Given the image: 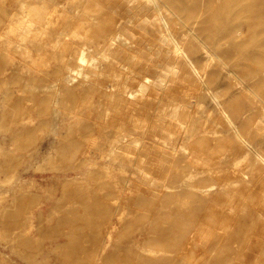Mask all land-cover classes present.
Wrapping results in <instances>:
<instances>
[{
	"label": "rangeland",
	"instance_id": "374dc122",
	"mask_svg": "<svg viewBox=\"0 0 264 264\" xmlns=\"http://www.w3.org/2000/svg\"><path fill=\"white\" fill-rule=\"evenodd\" d=\"M37 1L46 12L40 29L19 26L26 18L18 0L0 4V264H148L149 250L172 233L166 228L183 226L194 228L197 246L196 258L181 264H264V167L234 134L264 155V0ZM109 30H123L132 43L90 38ZM14 40L23 44L20 53ZM82 47L100 64L84 69L98 71L89 79L100 85L77 88L85 99L64 85L56 94L34 85L56 80L57 64ZM107 48H120L116 61L98 54ZM169 66L167 82L156 83ZM143 86L149 100L103 119L113 91ZM170 103L180 121L211 135L197 140L193 157H170L166 145L193 138L176 121L160 122ZM71 105L82 118L73 128ZM161 124L175 136L158 130ZM117 132L144 138L147 174L118 167L120 158L108 155L105 145L122 142ZM105 163L117 168L105 171ZM195 184L221 190L195 195ZM105 230L111 237L102 249Z\"/></svg>",
	"mask_w": 264,
	"mask_h": 264
},
{
	"label": "bare ground",
	"instance_id": "6f19581e",
	"mask_svg": "<svg viewBox=\"0 0 264 264\" xmlns=\"http://www.w3.org/2000/svg\"><path fill=\"white\" fill-rule=\"evenodd\" d=\"M147 1H154V0H147ZM2 3V0H0V4ZM18 8L24 13L25 15V22L23 24H19V26H22L23 30H27L30 26H33L34 28H43L44 26H39L45 19V10H44V2L43 1H37V0H18ZM92 7V5H89V9ZM264 8V7H262ZM261 8V9H262ZM162 20V19H160ZM46 21V20H45ZM163 26H167L164 22L162 23ZM19 28V27H18ZM17 28V29H18ZM161 35L167 36L168 40L172 43L173 45V52L175 55L182 56L184 57V52L179 43L172 37V35L169 34V32L163 33L161 29L158 30ZM57 38L59 35H55ZM102 38V40L106 41L109 43V45H112L115 43L117 39H121L123 41L122 43H128L131 44L132 41L130 38L125 34L123 30H109L108 32H95L92 34L90 37L91 39H99ZM58 40V39H57ZM14 48H16V52L20 53V51L23 48V44H20L18 41L14 40L11 42ZM43 47V44L41 43V46ZM93 50V49H92ZM120 48H117L115 50H111L110 48L104 49V50H99L98 54L102 56L104 60H113L116 61V55L119 53ZM88 47H82L80 48L76 54H72L68 61H66L63 64L59 65L57 64L56 66V71L58 72V77L56 80L52 81H46V82H38L37 84H34L38 86V88L41 89L42 92H46L49 88H57L55 90H52L54 94L59 93V88H61L62 85L66 87L67 89L75 92V93H83L84 91L81 89L80 91L77 90V88H83L84 84H88V86L91 87H100V85L96 82L90 81V77L93 75L97 74L95 71L96 69H99V61L95 59V57H92V55H89L87 53ZM57 57H61L59 54H57ZM56 57V58H57ZM189 63V61H187ZM42 65H45L44 63ZM41 64H39V67ZM124 70H129L131 71V68L127 65H121ZM86 67H90L95 69L94 71H85L84 69ZM62 69L64 70L62 72ZM173 66L165 67L160 69V73L156 76L154 81L159 84H165L168 80V77L170 76L172 72ZM38 71L44 72L41 68H39ZM50 73V71L46 72V76ZM128 77V75H127ZM35 79H40L41 77L34 76ZM45 78V77H44ZM146 81H150L149 79H146ZM35 86V87H36ZM118 85L117 83L112 84L111 88H116ZM63 88V87H62ZM83 91V92H82ZM115 91H113L110 94L111 98V104L103 110V119L110 117L113 115V117L116 113H121L122 116L124 114V109L128 107L130 104L134 105H142L145 103L147 100H149V96L145 93L144 91V86L140 87L139 90L135 89H124L118 94H114ZM87 96V93H83V99H85ZM167 112L160 114V122H164L167 120L169 123L176 121L178 125L180 126V129L182 132L184 131L185 133H191L193 138L190 141L182 142L179 146L175 145L173 143L168 144L166 146L169 147V154L170 157L173 158L177 152H180L184 154L185 156L193 157L195 154H197L196 147L198 146V139L199 141L202 140L204 137L206 138V142L211 139L210 134H205V136L201 135L200 133L203 132L201 127L195 126L194 123H188L186 120L185 121H180V108L177 105H174L172 103L167 104L166 106ZM67 110V109H66ZM75 108L74 105H71L68 109V113H70L71 118L75 117V122H70L69 126L70 127H76L79 126L80 118L77 114H74ZM55 114L59 112L58 108H55L53 111ZM112 117V119H113ZM132 117V116H130ZM135 122H141V119L138 117H133ZM71 121V119H69ZM118 121V126L116 127L117 131H121L124 129V124L122 117L119 119H116ZM229 124L232 125V123L229 121ZM164 124V123H163ZM84 125V123H83ZM86 127V128H85ZM83 127V130L85 132V135H88V126ZM133 128H137L138 132H142L143 134L146 133L147 129L146 128H141L138 126V124L132 125ZM158 130H162L166 135L170 137L175 136V132L169 128H165L162 124L161 127L158 128ZM234 134L236 137L239 139L241 145L246 148L247 152L253 151L256 157V160L260 162L261 166L264 167V155H261L259 152H257L251 144L246 141L241 135L238 133V131L234 130ZM117 135L119 138L122 139V142H119L118 140H115L116 142L114 143H109L105 145V147L108 148V155L114 156V159L120 158V165L118 167H123L122 165L125 164V167L128 165L131 166L132 169L135 171H138L140 173L147 174V170H145L148 165L144 160V154L141 153L142 149H145L148 147L147 143L145 142L144 138H141L139 136H127L126 134L117 132ZM203 142H205L203 140ZM167 144V143H166ZM121 156V157H119ZM111 160L110 162H113ZM86 159H82L81 162H85ZM171 162V161H169ZM189 165L194 167V165L198 164L197 159L193 158L192 160H189ZM168 167H170V163L167 164ZM101 169L105 171H109L112 168H117L116 166H113V163H105V164H100ZM146 167V168H145ZM145 168V169H144ZM189 175L191 176L193 172L190 170L188 171ZM244 182L246 185H249L250 180L247 178H243ZM242 180V181H243ZM195 188V195H210L212 189H215L216 191H220L221 187H214L213 184H210L208 186H201L198 184H195L193 186ZM125 211L122 209V204L119 203V205L116 207V214H118V218L123 220ZM184 227V226H183ZM182 228H166L167 231H172L170 236L168 237L167 241L162 242L161 245H157V248L155 249H150L149 254H148V264H155L158 260L162 261V264H181L182 261L185 259H194L196 258L193 256V250L197 246L195 242L196 235L195 232H193L194 228H189L190 230L186 232L183 231ZM187 227V226H186ZM108 228V227H107ZM188 228V227H187ZM107 230V229H106ZM105 230V235L102 238L101 242L103 243V246H101L102 249H105L109 245V238L111 237V231H106ZM163 231H165L163 229ZM204 232V231H202ZM200 232V234L202 233ZM201 236V235H200ZM205 234H202V237H205ZM119 249H121L119 247ZM202 254H200L201 256ZM186 262V261H185ZM188 262V261H187ZM256 261L253 260L251 264H255Z\"/></svg>",
	"mask_w": 264,
	"mask_h": 264
}]
</instances>
